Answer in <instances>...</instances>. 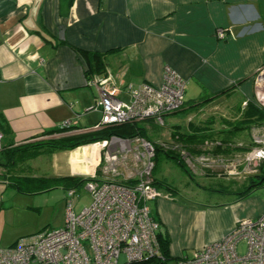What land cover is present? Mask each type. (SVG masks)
<instances>
[{"label":"crops","instance_id":"1","mask_svg":"<svg viewBox=\"0 0 264 264\" xmlns=\"http://www.w3.org/2000/svg\"><path fill=\"white\" fill-rule=\"evenodd\" d=\"M82 53L102 54L104 71L88 72ZM166 65L185 79L184 103L162 125L140 122L145 135L157 143L173 134L223 138L264 65V0H0V247L45 228L36 230L37 195L49 204L56 189L66 207L71 183L40 187L39 180L98 175L103 160L98 142L35 157L30 145L86 133L100 120L99 110L88 109L94 76L110 77L116 98L127 101V85H158ZM66 120L67 130L60 128ZM16 148L14 161L4 155ZM159 188L171 196L150 202V210L173 260L264 211V199L251 192L236 199L234 190L211 189L224 200L194 203L174 187Z\"/></svg>","mask_w":264,"mask_h":264},{"label":"built area","instance_id":"2","mask_svg":"<svg viewBox=\"0 0 264 264\" xmlns=\"http://www.w3.org/2000/svg\"><path fill=\"white\" fill-rule=\"evenodd\" d=\"M257 74L253 100L264 108V65ZM109 81L110 77L94 76L89 82L97 88V95L88 109L99 110L101 118L88 132L146 119L162 125L164 116L178 111L184 103L185 79L167 65L158 85H127V101L116 98L118 87ZM71 126L72 122L66 120L60 128L67 130ZM262 137L264 128L245 155V166L264 161ZM2 138L0 130V150ZM142 145L148 148L149 155L133 183L117 178L111 164L118 157L106 153L100 175H92L84 182L89 204L75 213L76 187L67 188L63 225L43 228L18 238L12 246L0 247V264H152L149 259L163 260L158 243L162 228L148 202L168 198V194L153 184V148L147 142ZM176 264H264V211L237 220L233 229L218 240L204 244L191 255H179Z\"/></svg>","mask_w":264,"mask_h":264},{"label":"rangeland","instance_id":"3","mask_svg":"<svg viewBox=\"0 0 264 264\" xmlns=\"http://www.w3.org/2000/svg\"><path fill=\"white\" fill-rule=\"evenodd\" d=\"M258 76L259 74L255 76V79ZM240 104V101H238L237 108H240ZM247 107L244 105V108L236 113L238 114V120L235 119L234 121L239 122L245 119L244 123L241 124L246 126L242 129L240 128V132L232 136L235 137L234 141H228L226 138H222V140H218L220 142L213 144L202 141L197 142L196 148H190L183 146L185 141L180 139L179 136L177 139H168L165 145L156 143L162 150L180 158L190 175L179 163L163 157L157 160L155 170H151L153 179H155V175L158 180L171 184L178 191V198L194 203L220 198L212 196L211 189L228 188L234 191H241L246 186L249 178L253 174L260 173L261 169L264 168V161L258 163V165L250 163V165L245 166V155L255 146L254 137H259L262 134V128H264V120L256 121L254 118H248ZM197 120L199 121V119ZM174 141L176 142L174 143ZM144 142L150 143L152 148L155 146V142L152 140L137 137L132 139L114 138L110 142L106 141L103 145H101L102 141H99V147L101 148L102 157L106 153L117 155V160L111 164L116 168V173H118L114 174H116L117 178L130 182L135 180L147 161L149 154L148 148L142 145ZM112 143H115L116 147H112ZM238 143L240 145H235ZM217 144L220 145V150L214 149ZM151 152L152 156L150 158L155 160L154 151ZM159 153L161 154V152ZM103 164L104 160H102V164L98 169V175L102 172ZM50 193V196L53 195V197H51L49 204L45 201V194L36 196V200L40 201L39 209L36 210V230L42 227L58 228L64 223V200L58 196V190H52ZM76 193L77 197L75 196L73 201V211L78 213L84 206L89 204L90 196L84 184L76 187ZM251 193L257 194L258 198L264 199V186L253 190ZM170 196L168 195V198ZM220 199L224 200L223 198ZM148 206L150 207V202H148ZM240 251H242V247ZM164 264H176V260L170 259Z\"/></svg>","mask_w":264,"mask_h":264},{"label":"trees","instance_id":"4","mask_svg":"<svg viewBox=\"0 0 264 264\" xmlns=\"http://www.w3.org/2000/svg\"><path fill=\"white\" fill-rule=\"evenodd\" d=\"M82 55H84V57H86V58H90V60L88 59V63H89L88 72H90V73H102L104 71L103 67L105 64L103 61V55L102 54L82 53ZM224 91H221V92L223 93ZM214 96H216V94ZM246 106H248L246 110H248L249 114H247V113L246 114L249 116L248 117L249 119L254 118L256 121L257 120H264V108L258 106L254 102L253 97L250 100H247ZM244 121H245V119H243L242 121H239V122L236 121V123H234V125L231 126L230 130L225 132V134H222L223 138H226L228 141L232 140V138H235L232 136H234V134L240 132V128L242 129L246 126V125L241 124V123H244ZM140 122H142V121H140ZM140 122L110 124V125H107L98 131H90V132H86V133L72 134V135H67V136L60 137V138L48 139V140H45L43 142H37L35 144L30 145V148H31L30 151H32L31 157H35L43 151L71 150V149L76 148L77 146L87 144V143H94V142H99V141H107L108 142L112 137L119 138V139H132V138H137V137H140L143 139H149L145 135V131H144L142 125L140 124ZM239 124H241V125H239ZM189 136H190L189 138H185L183 140L185 141V143H187L189 145L195 144L194 146H196L197 142H202V141L209 142L211 144L216 143V142L217 143L220 142V141H218V139H216L217 137H215L212 133L199 134L196 136L195 135L194 136L189 135ZM219 136H221V135H219ZM173 137L175 139L179 138V136L177 134H173ZM220 139L222 140V138H220ZM175 142L176 141H174V143ZM156 143L157 142H155V146H153V151L155 154V160L151 159V161L153 163L152 171L155 170V168H156L157 160L162 159L164 157L166 159H172V160L176 161L188 173V169L186 168V166L184 165V163L181 161L180 158H178L176 155L171 154L168 151L162 150L161 148H159L156 145ZM161 144L165 145L166 142H161ZM183 146H185L184 143H183ZM194 146L192 148H194ZM220 148H221L220 145L217 144V146H215L214 149L220 150ZM20 149L21 148H16L14 150L6 151L4 153V155L6 157H11L10 160H13V159H15L16 156H18L19 153L22 152V150H20ZM159 152H161V154ZM2 153L3 152L1 149L0 155ZM0 166H3V164L0 163ZM88 179H89V177H86V178H77V177H65V178H63L62 177V178L42 179V180H39V182H37V183H44V184H41V186H40V187H44L46 185L51 186V184L63 183L65 180H68L69 183H71L72 187H77V186H80L81 184H84V182ZM135 180H136V178H135ZM134 181H130L127 183H133ZM153 184L158 188L164 187V188L169 189V190H174V188L171 187L169 184L165 183L164 181H160L158 179H154ZM262 186H264V168L261 169L260 173L253 174L249 178L246 186L241 191H235L236 192L235 193L236 199L246 198L250 194V192H252L253 190L260 188ZM224 189L225 188H222L219 190H224ZM226 189H228V188H226ZM158 243H159L160 253L163 257V260L149 259L148 263L164 264V263H166V261L171 259L168 255L167 239H166L165 234L162 232H160L158 234Z\"/></svg>","mask_w":264,"mask_h":264},{"label":"clouds","instance_id":"5","mask_svg":"<svg viewBox=\"0 0 264 264\" xmlns=\"http://www.w3.org/2000/svg\"><path fill=\"white\" fill-rule=\"evenodd\" d=\"M90 178V177H89Z\"/></svg>","mask_w":264,"mask_h":264}]
</instances>
